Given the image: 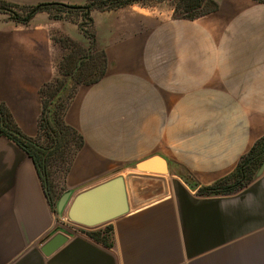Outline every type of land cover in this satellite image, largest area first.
<instances>
[{
  "label": "crops",
  "instance_id": "1",
  "mask_svg": "<svg viewBox=\"0 0 264 264\" xmlns=\"http://www.w3.org/2000/svg\"><path fill=\"white\" fill-rule=\"evenodd\" d=\"M215 1L207 16L167 18L142 32L95 18L108 72L67 116L85 145L65 177L72 196L62 217L33 159L0 135V264H264V171L236 193H198L264 137V3ZM64 23L48 12L27 24L0 12V103L28 138L39 133L40 90L63 60L54 36ZM68 34L86 40L78 27ZM154 156L166 160L168 174L136 170ZM116 179L124 183V214L93 225L70 219L79 196ZM108 226L112 247L87 236ZM58 227L72 235L46 256Z\"/></svg>",
  "mask_w": 264,
  "mask_h": 264
},
{
  "label": "rangeland",
  "instance_id": "2",
  "mask_svg": "<svg viewBox=\"0 0 264 264\" xmlns=\"http://www.w3.org/2000/svg\"><path fill=\"white\" fill-rule=\"evenodd\" d=\"M75 1L83 2L85 0H63L62 4L68 6L69 8L54 7L52 8L53 10L48 12L50 14V18L54 20H64V26H66V24L69 26L68 29L67 27L64 28V33L57 30V33L54 36L55 43L63 48V60L58 65L57 76L46 84L48 85L47 89H45L47 95L41 97L42 104L44 102L46 103V114L48 112V118L52 119L55 114H59L60 122H63L65 126L68 127L66 133L64 132L68 143L64 155L66 160L63 161V159H59L57 161H53L49 166L48 172L50 175L45 176L47 184L53 193H59L64 189L65 177L68 174V163H73L75 158L84 150L85 145L84 144L78 149L79 140L77 137L80 135V132L77 128L67 123V116L72 113L71 111L78 104L83 91L90 86L89 83L99 77H104L108 72V60L106 53L99 49L98 46L95 18H97L98 22H101L104 26L107 25L108 21L109 23L112 21L117 30L119 27H125L123 25L124 23L126 24V22H128L129 24L130 22V26H133L134 31L142 32L164 19L181 16L179 14L177 15L175 12V6L177 4L176 0H155L147 6L133 5L131 6L132 8L126 7V9L121 12L112 13L109 15L110 17H107L108 15H102L100 12H115L119 11V9L113 11L92 9L90 11V17L92 19L91 22L88 19H85V13L79 9H72L80 7L76 6V4L73 5V2ZM90 3L91 0H86L85 6H90ZM210 8L211 5L208 3L199 12L206 11ZM14 11L20 16H24L26 14V11H21L16 8ZM76 27L80 29V35L83 34L86 40L81 39L80 41H77L68 34H75ZM82 27L83 30L81 29ZM55 31L56 30H54L53 33H55ZM80 73L82 74L81 77H79ZM44 87L45 86H43V88ZM51 124L52 126L56 125L54 122ZM63 126L62 129L64 130L65 126ZM41 142L46 145L48 140L44 136ZM52 148H55V146ZM158 150L160 149H157L155 145V153L158 152ZM233 172L223 178H227L230 175L232 176ZM182 174L187 181L191 183L193 182L194 179L191 174L185 171H182Z\"/></svg>",
  "mask_w": 264,
  "mask_h": 264
},
{
  "label": "trees",
  "instance_id": "3",
  "mask_svg": "<svg viewBox=\"0 0 264 264\" xmlns=\"http://www.w3.org/2000/svg\"><path fill=\"white\" fill-rule=\"evenodd\" d=\"M155 0H91L90 6H80L72 9H79L85 13V19H88L92 22L90 17V11L92 9H99L102 11H113L118 9H123L133 5L147 6L149 3ZM177 4L175 6V12L180 17L177 16V19L184 20H196L198 18L207 16L218 10L217 2L213 0H176ZM258 3H264V0H253ZM210 4L211 8L206 11H201L206 4ZM54 7H65L63 4H38L35 6L19 7L10 3H7L3 0H0V12L10 14L13 19L20 23L29 22L37 13L40 12H49L53 10ZM19 9L21 11H26L24 16H20L14 9ZM83 30V27L81 28ZM62 65V64H61ZM82 74L80 73L79 77ZM103 77H99L94 81L90 82V85H93L99 82ZM48 85H45L44 88L40 90L41 97L47 95L46 90ZM48 114V112H47ZM46 114V103H43V109L39 121V133L35 138L26 137L19 129V127L14 122V119L8 110V108L0 103V135L6 136L9 139L15 141L20 145L28 155L33 159L39 174L43 180V184L47 193V196L52 203L55 212L57 213V203L59 199L67 191L65 189L61 192L56 193L52 192L51 188L48 186L46 177L49 176V166L53 161L59 159L66 160L65 149L68 146L66 136L67 126L63 122H60V115H54L53 118H48ZM52 122L56 125L52 126ZM65 127H64V126ZM64 127V130L62 129ZM46 137L48 142L46 145L42 143V138ZM79 146L82 147L85 142L83 136L78 135ZM55 146V148H52ZM74 157V156H73ZM264 164V137L258 140L251 150L243 156L237 165L233 175L227 178H222L211 186L201 187L198 190L200 195H228L238 192L244 187L248 186L255 178L258 170ZM71 162L68 163L67 173L70 171ZM233 180V181H231ZM232 182V184H231ZM94 241L101 243L105 247H112V227L108 226L104 230L94 231L87 233Z\"/></svg>",
  "mask_w": 264,
  "mask_h": 264
},
{
  "label": "water",
  "instance_id": "4",
  "mask_svg": "<svg viewBox=\"0 0 264 264\" xmlns=\"http://www.w3.org/2000/svg\"><path fill=\"white\" fill-rule=\"evenodd\" d=\"M136 170L164 175L168 174V164L163 158L154 156L138 163ZM263 171L264 164L259 169L257 176H260ZM71 196V192H66L59 199L57 213L60 217L65 212ZM126 211L127 202L124 183L122 179H116L79 196L71 208L69 217L76 222L93 225L120 216ZM55 233L56 235L43 246L42 251L46 256L51 255L64 245L68 241V236L72 235L64 227H58Z\"/></svg>",
  "mask_w": 264,
  "mask_h": 264
},
{
  "label": "built area",
  "instance_id": "5",
  "mask_svg": "<svg viewBox=\"0 0 264 264\" xmlns=\"http://www.w3.org/2000/svg\"><path fill=\"white\" fill-rule=\"evenodd\" d=\"M69 231V230H68Z\"/></svg>",
  "mask_w": 264,
  "mask_h": 264
}]
</instances>
